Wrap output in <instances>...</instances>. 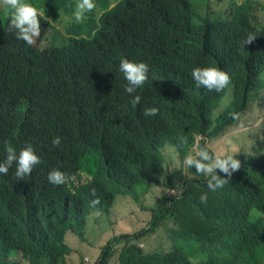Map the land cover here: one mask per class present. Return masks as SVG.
<instances>
[{"label": "trees", "instance_id": "trees-1", "mask_svg": "<svg viewBox=\"0 0 264 264\" xmlns=\"http://www.w3.org/2000/svg\"><path fill=\"white\" fill-rule=\"evenodd\" d=\"M28 2L45 12L44 23L64 20L73 36L70 44L29 46L0 10V161L9 145L18 152L26 142L41 160L23 180L15 164L0 174V264H66L80 253L67 233L84 241L91 213L108 215L121 196L144 208L137 184L146 195L165 189L149 208L151 221L108 241L95 264H107L119 244V264H264V129L259 147L234 154L241 168L223 188L209 190L194 168L178 186L170 177L164 183L167 146L184 160L199 138L215 154L208 140L264 91V22L255 17L264 1L231 0L232 15L216 20L197 16L192 0H94L80 21L73 17L78 0ZM250 32L257 38L244 48ZM122 57L149 66L133 94L119 71ZM197 66L227 72L231 92L198 87ZM135 95L141 101L133 107ZM151 106L158 115L145 117ZM53 168L69 177L65 184L48 181ZM161 227L169 251L146 253L133 243Z\"/></svg>", "mask_w": 264, "mask_h": 264}, {"label": "rangeland", "instance_id": "rangeland-1", "mask_svg": "<svg viewBox=\"0 0 264 264\" xmlns=\"http://www.w3.org/2000/svg\"><path fill=\"white\" fill-rule=\"evenodd\" d=\"M118 2L120 0H117ZM231 0H192L196 7L197 16L210 19H222L232 15V10L228 6ZM264 1V0H263ZM3 8H0L2 10ZM255 17L260 23L264 22V7L255 13ZM66 28L64 20L57 23L51 17L45 19L41 26V34L35 38V44L39 48H44L51 44H61L62 40L66 44L72 42L73 34ZM61 34V38L58 36ZM231 92V85L228 86V94ZM264 129V91L251 102L245 114L238 118L235 125L230 127L223 135L215 140H208L209 146L215 154H236L240 151H249L253 147L262 143V132ZM166 162L164 165L167 171L164 183L167 178L172 179L174 186L182 183L186 176H191L189 168L183 164L179 158V151L176 147L167 146L165 149ZM136 191L144 208L137 205L130 197L121 196L116 198L113 207L108 215L91 213L88 216L84 241H80L74 231L67 233V243L75 249H80L72 258H65L66 264H95L100 256L103 247L115 236L124 234H135L148 226L152 219L150 207H153L157 197L165 191L162 187H152L146 195L147 188L137 184ZM177 191V190H176ZM175 192V191H173ZM139 245L146 253L155 251H169L172 248L171 242L167 239L164 228H158L152 235L146 236L139 241H133ZM123 244L113 247V255L107 264H119L118 252H121Z\"/></svg>", "mask_w": 264, "mask_h": 264}, {"label": "clouds", "instance_id": "clouds-1", "mask_svg": "<svg viewBox=\"0 0 264 264\" xmlns=\"http://www.w3.org/2000/svg\"><path fill=\"white\" fill-rule=\"evenodd\" d=\"M95 7L94 0H78L76 10L73 13L74 19L76 21L82 20L85 13L93 11ZM0 8L7 12L9 31H14L16 38L24 41L27 45L34 44L39 47L35 44V38L41 34V26L44 25L43 19L46 16L45 12L29 3L28 0H0ZM256 38V35L250 32L241 41L242 46L245 48V45H251ZM119 71L127 81L125 91L128 94H133L148 80L149 66L144 62H133L122 57L119 63ZM191 76L198 87L217 93L222 92L230 84L229 74L217 67H194ZM140 101L141 97L135 95L130 103L136 107ZM158 113L159 108L155 106L145 107L142 110L145 117L155 116ZM178 139L181 143H186V138L178 137ZM60 144L61 138L59 136L53 138L52 145L54 147H59ZM6 152V158L0 161V174L7 175L9 168L15 164V175L18 180H23L25 176L31 175L35 166L41 163L40 157L35 153L31 143L26 142L18 152L9 145ZM183 164L187 168H194L197 174L207 176V187L211 191L223 188L229 183L233 174L241 168V161L236 158V155L213 154L207 144H202L199 138L194 143V150L185 155ZM217 170L223 175L217 174ZM47 179L51 184L59 186L65 184L69 177L63 171L53 168ZM92 196L96 197L95 189H92ZM200 201L201 203L207 202V193L200 196ZM91 203L95 207L100 203V199L96 197Z\"/></svg>", "mask_w": 264, "mask_h": 264}]
</instances>
